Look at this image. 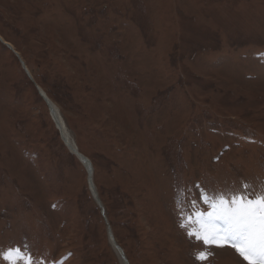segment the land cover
I'll use <instances>...</instances> for the list:
<instances>
[{
  "label": "rangeland",
  "instance_id": "374dc122",
  "mask_svg": "<svg viewBox=\"0 0 264 264\" xmlns=\"http://www.w3.org/2000/svg\"><path fill=\"white\" fill-rule=\"evenodd\" d=\"M0 36L92 162L105 210L0 42V252L199 264L203 250L204 264H246L180 224L208 211L201 191L264 186V0H0Z\"/></svg>",
  "mask_w": 264,
  "mask_h": 264
},
{
  "label": "snow or ice",
  "instance_id": "6c2138e0",
  "mask_svg": "<svg viewBox=\"0 0 264 264\" xmlns=\"http://www.w3.org/2000/svg\"><path fill=\"white\" fill-rule=\"evenodd\" d=\"M199 198L208 206V211L197 210L187 217L182 216L180 227L186 229L188 238L202 243L205 248L234 249L246 264H264V186L252 190L245 182L238 191L215 196L201 191ZM24 248L27 249V245ZM210 255L202 250L196 253L195 259L204 264ZM0 260L6 264H45L19 246L0 252Z\"/></svg>",
  "mask_w": 264,
  "mask_h": 264
},
{
  "label": "water",
  "instance_id": "95a60500",
  "mask_svg": "<svg viewBox=\"0 0 264 264\" xmlns=\"http://www.w3.org/2000/svg\"><path fill=\"white\" fill-rule=\"evenodd\" d=\"M0 41H2V39L0 38ZM10 50H12L14 52V54L16 55V57L18 58L19 62L21 63V65L23 66V68H25V63L24 61L21 59V57L19 56V54L17 52L14 51V49L6 44L5 42H3ZM38 91L40 93V95L43 97L44 101L46 102L47 106L49 107L51 113H54L55 114V107L53 106L52 102L44 95V93L38 88ZM58 123V121H57ZM62 126V125H61ZM64 138V137H62ZM64 141L66 142V144L68 145V149L69 151L74 154L78 160L82 163V165L86 168L87 172H88V183H89V187H90V191L93 195V197L95 198L97 204L99 205V207L101 208V212H102V215H104V207L102 205V202L100 201L99 199V196L97 194V190H96V186L94 184V179H93V166H92V163L91 161L86 158L85 156H83L82 154H80L77 150H75L71 144H68V140H65L64 138ZM108 233H109V238H110V241L112 243V245L117 249L118 252H121V249L119 248V246L117 245L115 239H114V236L112 234V231H111V228H109L108 230ZM123 255V254H122ZM124 263L125 264H128L126 259L124 260Z\"/></svg>",
  "mask_w": 264,
  "mask_h": 264
},
{
  "label": "bare ground",
  "instance_id": "6f19581e",
  "mask_svg": "<svg viewBox=\"0 0 264 264\" xmlns=\"http://www.w3.org/2000/svg\"><path fill=\"white\" fill-rule=\"evenodd\" d=\"M0 38L2 39V41L3 42H5L6 43V41H4V39L0 36ZM7 44H9V43H7ZM13 49H14V47L11 45V44H9ZM25 66H26V64H25ZM26 68H27V70L30 72V74H31V76L33 77V75H32V73H31V71L28 69V67L26 66ZM40 88V90H42L43 91V89L41 88V87H39ZM44 92V91H43ZM48 97V96H47ZM48 99L51 101V99L48 97ZM52 102V101H51ZM52 104H53V106L55 107V109H56V111H55V114L54 113H50V114H52L51 116V118H52V120L54 121V122H56V120L57 121H59V122H61L62 123V126L61 125H58V127H59V131L62 133V135H63V137L65 138V140H68L67 142H68V144H71L72 145V147L75 149V150H77L80 154H82L83 156H85L81 151H80V149L78 148V146H76V144H75V142L72 140V138H71V136H70V134H69V131H68V128H67V126L65 125L66 123H65V121L63 122L62 121V119H61V116H60V113H59V111H58V108L56 107V105L52 102ZM63 138V139H64ZM64 142V141H63ZM86 157V156H85ZM86 158H88V157H86ZM89 159V158H88ZM93 165V164H92ZM93 173H94V167H93ZM93 178H94V174H93ZM98 194V193H97Z\"/></svg>",
  "mask_w": 264,
  "mask_h": 264
}]
</instances>
